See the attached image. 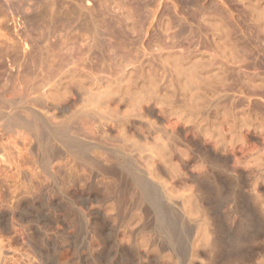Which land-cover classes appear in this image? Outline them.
Returning <instances> with one entry per match:
<instances>
[{"label":"rangeland","instance_id":"374dc122","mask_svg":"<svg viewBox=\"0 0 264 264\" xmlns=\"http://www.w3.org/2000/svg\"><path fill=\"white\" fill-rule=\"evenodd\" d=\"M0 69V264H264V0H0Z\"/></svg>","mask_w":264,"mask_h":264},{"label":"bare ground","instance_id":"6f19581e","mask_svg":"<svg viewBox=\"0 0 264 264\" xmlns=\"http://www.w3.org/2000/svg\"><path fill=\"white\" fill-rule=\"evenodd\" d=\"M162 44H164V43H162ZM110 47H111V46H110ZM99 49H100V48H99ZM108 49H109V48H108ZM111 50H112V49H111ZM0 70H1V69H0ZM27 73H28V72H27ZM26 75H27V74H26ZM26 75H25V76H26ZM25 78H26V77H25ZM9 80H10V79H9ZM25 80H26V79H25ZM0 98H1V97H0ZM24 103H25V102H24ZM12 104H13V103H12ZM13 106H14V105H13ZM18 113H19V112H18ZM6 120H7V119H6ZM8 120H9V121H8V126H9V127H11V126H13V125H16V126L19 125V126H23V127H25L26 123H28V122L25 123V121L22 120L21 118H19L15 113L12 114ZM26 121H27V120H26ZM28 124H29V123H28ZM6 125H7V124H6ZM28 126H29V125H28ZM6 127H7V126H6ZM59 128H60V127H59ZM61 128L66 129L65 126H62ZM7 129H8V128H7ZM54 129H55V128H54ZM64 129H63V130H64ZM63 130L58 129V128L56 129L57 132H58V131L61 132V131H63ZM60 132H59V133H60ZM64 132H65V131H64ZM62 133H63V132H61L60 134H62ZM64 134H65V133H64ZM64 134H62V135H64ZM58 136H59V134H58ZM37 137H38V136H37ZM39 137H40V136H39ZM40 138H41V137H40ZM70 138H71V137H70ZM42 139H43V138H41V140H42ZM72 140H73V139H72ZM38 141H40L39 138H38ZM43 141H44V139H43ZM43 141H42V142H43ZM44 142L47 143L46 140H45ZM43 144H44V143H43ZM70 144H71V143H70ZM76 144H77V143H76ZM67 146H68V145H67ZM83 150H84V149H83ZM81 151H82V150H81ZM81 153H82V152H81ZM86 154H87V153H86ZM48 158H49V157H48ZM48 158H47V159H48ZM131 166H132V165H131L130 163L126 162L124 168H126L127 170L130 171ZM133 171H134V170H133ZM131 174H132V173H131ZM132 175H133V174H132ZM135 175H136V174H135ZM138 176H139V175H138ZM134 177H135V176H134ZM140 178H141V176H140ZM135 179H136L137 181L139 180V178H135ZM142 179H143V178H142ZM139 182H140V183H139ZM139 182H138V183L141 184V185L143 186V188L145 189V188H146V187H145L146 185H144L145 183H142V181H140V180H139ZM144 189H143V190H144ZM144 193H145V192H144ZM148 194H149V193H148Z\"/></svg>","mask_w":264,"mask_h":264}]
</instances>
